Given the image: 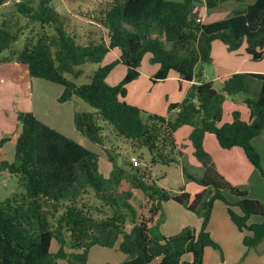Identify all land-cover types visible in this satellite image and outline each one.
Masks as SVG:
<instances>
[{
	"label": "trees",
	"instance_id": "16d2710c",
	"mask_svg": "<svg viewBox=\"0 0 264 264\" xmlns=\"http://www.w3.org/2000/svg\"><path fill=\"white\" fill-rule=\"evenodd\" d=\"M5 1L0 0V5ZM82 1H94L92 9L81 13L104 33L84 42L70 30L69 20L55 8L53 0L14 3L29 24H39L40 31L11 57L26 65L33 78L62 85L60 103L76 97L94 109L77 112L74 125L107 153L113 168L105 178L97 154L33 113L21 112L14 133V160L1 165L18 180L20 190L0 201V264H59L58 259L86 264L92 247L114 248L118 242V252L125 256L121 264H150L156 259H160L159 264H204L206 248L222 253L208 230L216 201L227 207L231 221L244 234V246L258 247L264 241V221L250 223V219H264V203L250 198L247 190L219 173L204 141L207 135H214L224 150L241 148L264 177L261 155L252 144L264 132V74L235 73L224 81L221 91L202 79L203 66L213 61L215 41L222 42L229 52L245 44L253 61L264 59V0L208 24L198 22L199 0ZM227 1L232 0H204V4L213 10ZM17 25L12 19L0 24V55L10 52L19 41L23 30ZM116 49L119 58L102 65ZM147 53L152 63L159 65L151 77L153 83L165 80L171 72L198 82L182 101L169 104V111L178 112L176 118L148 113L125 100L127 87L139 78ZM87 63L99 65L90 83L78 85L66 77H81L79 67ZM118 64L127 72L118 85L112 86L107 78ZM237 95L243 96L250 122L242 121L240 113L234 112L232 122L222 124L226 96ZM105 124L117 137L146 148L152 166L176 164L191 147L203 175L196 177L184 171L202 191L194 196L184 190L174 194L150 181L146 170L132 162L129 168L118 165L106 147ZM185 127H192V131L183 143H177L175 134ZM9 140L3 139L1 144ZM135 190L142 192L143 199L136 197ZM90 192L111 211L110 215L96 216L103 209L84 201ZM212 192L215 195L211 198ZM168 201L198 215L202 219L200 230L186 227L173 236H152L151 225ZM128 222L130 232L125 231ZM54 240L59 247L56 254L51 252Z\"/></svg>",
	"mask_w": 264,
	"mask_h": 264
},
{
	"label": "crops",
	"instance_id": "0c3cea01",
	"mask_svg": "<svg viewBox=\"0 0 264 264\" xmlns=\"http://www.w3.org/2000/svg\"><path fill=\"white\" fill-rule=\"evenodd\" d=\"M237 1L240 3V6H242L238 10H242L246 6L255 3L257 0ZM203 2L202 5L199 6L201 21L205 24L212 23L208 21L209 10ZM14 3L15 2L12 0H6L5 3L0 5V24L3 20L8 19L6 18V11L10 10L12 8V4ZM221 4L215 9H219L218 7H220ZM53 5L64 17L69 20L70 30L79 37L80 42H84L89 38L95 39L94 29L99 31L101 27L94 21L87 19L81 13L92 9L94 7V1L53 0ZM59 8L63 10V13ZM10 12L13 15L15 14L18 16L14 10ZM217 15L219 14H215L214 17H217ZM73 17L81 19L85 22L84 27L90 28L89 31H87L88 34L86 35L85 40H83V37L77 32L74 24L77 20ZM215 43L216 41L213 43L212 53H214L216 48ZM243 47L245 48L243 49ZM225 49L228 59L233 56L247 61L249 59L248 57H250L246 53V45H243L236 52H229L227 47ZM113 51H115L116 55H114V59H118L120 51L117 49ZM245 53L247 56H244ZM108 55L104 59V64L108 63H106ZM150 56H144L145 58L143 59L139 69L140 76L128 85L127 96L125 99L129 104L145 109L148 113L163 114L164 110H166L167 113L169 104L182 101L192 85L198 82L195 80L192 82L186 81L176 72H171L165 80L153 83L151 81V77L158 72L159 65L152 63ZM257 65L258 66L256 67H252L247 63H244L242 67L230 65L227 68H224L226 70H222L225 71V75H223L225 76L223 79V85L224 81L235 73L248 72L264 74V67H260L259 64ZM126 72L127 69L124 65L116 67L108 76L107 82L112 86L117 85L125 77ZM206 82H213L215 87V82L211 79ZM222 88L223 86L221 89L217 90H222ZM141 89L144 90L143 94L139 92ZM63 91L64 87L62 85L54 84L44 79L33 78L30 75L28 67L18 63L13 57L8 55L0 58V180L2 179L3 183H5L4 181H7L6 186H9V179L14 176L10 175L7 170H2L1 165L3 162H12L14 160L16 150V139L14 137V133L17 126V118L21 112L33 113L41 122L74 141H79L82 137H84L74 125L75 114L77 112H81L79 106L82 105V100L74 97L65 103H60L59 98L61 97ZM238 96L241 98L239 101H230L226 103L228 104L227 106L226 104L224 105L222 124L232 122L234 112L240 113L242 121L250 122L249 109L243 101V96ZM234 97L237 98V96ZM234 97H232V99H234ZM177 115V111L168 110V118L173 119L176 118ZM191 131L192 127H190V130L186 134L185 140L188 138ZM214 137L207 135L204 141V146L216 164L219 173L234 186L242 190H247L250 198L264 203V177L259 171L258 174L255 172L257 169L250 164L241 148L224 150L220 147L216 137ZM7 138L10 140L1 144V141ZM252 144L260 153L262 164L264 166V132L255 137L252 140ZM189 149L192 150L191 147ZM158 166L159 164L150 169V181H154L152 177L153 172ZM16 191L18 190H11L5 199L10 197L11 194ZM200 191L202 190H197L195 192L199 193ZM135 195L137 194L135 193ZM139 197L140 199H143V194H140ZM221 203L222 202H216L213 205L208 230L213 239L220 245L222 253L211 247L206 248L204 253V264H264V241L256 248H246L243 244L244 234H242L231 221L227 212V207ZM166 205L169 204L167 203ZM166 205L163 208L164 213L167 212V216L164 221L166 222L165 227L160 231L161 233L159 232L162 236L169 237L179 234L180 231L186 227L194 228L196 231L200 230L202 219L198 215L183 206L179 207L177 205H170L166 208ZM159 219L160 217L157 216L154 224L157 223ZM263 221L264 219L256 216L250 219V223H262ZM154 224L151 225V228ZM118 247L119 242L114 248L99 249L95 248V246L92 247L89 251L86 264H121L125 260V256L118 252ZM58 249L59 247H57V251L55 253L58 252ZM67 252L74 253L73 251L68 250ZM186 260H191V256H186ZM159 262L160 259H156L150 264H159ZM58 263L72 264V262L67 259H58Z\"/></svg>",
	"mask_w": 264,
	"mask_h": 264
},
{
	"label": "rangeland",
	"instance_id": "374dc122",
	"mask_svg": "<svg viewBox=\"0 0 264 264\" xmlns=\"http://www.w3.org/2000/svg\"><path fill=\"white\" fill-rule=\"evenodd\" d=\"M168 1H181V0H168ZM199 1L201 2V3L199 2L200 3L199 6H201L203 0H199ZM240 7H242V6H240V3L237 0L224 2L221 4L220 7H218L219 9L209 10L208 21L209 22H215V21H219L220 19L221 20L225 19L228 16H231L236 11H238V9H240ZM12 10H14L15 13L18 14V16L15 14L13 15L10 12ZM61 11L63 13V10H61ZM213 14L214 15L219 14V15H217V17H214ZM6 18L12 19L14 22H18L17 27H22L23 31H22V34L20 35L19 41H17L16 43L13 44L11 51L10 52L7 51L4 54L0 55V58H2L4 56H8V55L12 56V53L14 51H18V50L23 48V46H24V44L28 38H31V37L35 38L37 33L40 31L39 24H29L28 19H26L23 15H19L14 4H12V8L10 10L6 11ZM73 18L77 20V22L74 23L75 27L77 29V32L79 33L80 36L83 37V40H85L86 35L88 34L87 31H89L90 28L84 27L85 22L82 21L81 19H77L76 17H73ZM49 31L51 34H54L53 30H49ZM94 32H95V34H94L95 38H99L100 36H103V34H104L103 30L101 28L99 31L94 29ZM215 44H216V48H215L214 53H212L213 61L210 64H206L203 66V68L205 70L204 71L205 75L203 76V81H207V80L211 79L212 81L215 82L216 89H221V87L223 86V79L225 78V76H223V75H225V71H222V70H226L224 68H227L230 65H235V66L237 65V66L242 67L244 63H247L249 66H252V67L258 66L257 64H259L260 67L261 66L264 67V60L254 62L253 60H251L250 57H248L249 59L247 61H244L242 59H239V57H233V56H232V58L228 59V57L226 56V53H225L226 47L224 46V44L222 42H219V41H216ZM217 46H219V47H217ZM244 46H245V44H244ZM244 48L245 47H243V49ZM114 55H115V51H111L107 57V60H106V63L108 62L107 64L112 63L115 60H117V58L114 59L115 58ZM146 55L150 56L151 54L147 53ZM244 56H247L246 53ZM102 65H106V64H104V62H103ZM120 66H123V65L118 64L116 67H120ZM98 67H99L98 64L87 63V64H84V65L79 67L82 70L81 77H79L77 79H74L70 75H66V77L69 80L74 81L78 85L87 84V83H90L91 78H92L94 72L96 71V69ZM58 85H60V84H58ZM219 91H221V90H219ZM139 92L143 94L144 90L141 89V90H139ZM230 97L231 96H226L224 105L227 102H230V101L237 102L241 99L238 95H237V98L234 97V99H232V97L231 98ZM81 104L82 105L79 106L81 109L80 110L81 112H92L94 110L90 105H88L84 101H81ZM224 105H223V107H224ZM227 105L228 104H226V106ZM140 109H142V108H140ZM142 110L146 111L145 109H142ZM168 110H167V113H166V110H164L163 114H158V115L168 117L167 116ZM104 126L106 128L104 133L107 136L106 137V147L108 148L110 153L115 158H117L118 165L125 167V168H129V164L131 162V157L136 156V157L141 159V169L146 170V172L148 174H150V169L153 168V166L151 165V162H150L151 156H150L148 150L146 148H142V149L138 148L137 146L133 145L132 142H129L123 138L117 137L109 125L105 124ZM189 130H190V127H187V128H184V129L178 131L175 134L176 142L180 143V144L183 143L185 141L186 134L188 133ZM210 136L214 137L213 135H210ZM76 142L82 143L85 148H87L88 150H90L91 152H93L99 156L100 173L105 178H108L110 173H111L110 171L112 170L113 166H112V163L108 159L107 153L104 150H102L99 145L92 143L86 137H82L79 141H76ZM184 170H187L189 173H191L192 175H194L196 177H201L203 175L202 168L200 167L199 163L197 162V160L192 155V150L189 148L187 150H185L184 157L182 158V160H180V162H178L176 164H170V165L159 164V166L154 170L152 177H153V180L155 182H157V180H158L157 184L160 187L166 189L169 192H172L174 194H180L181 193L180 191L184 190L185 192L189 193L191 196H194L195 194H197V192H195V191L202 190V187L197 182L189 179ZM255 172H257V174H258V170H256ZM11 190H20L18 180L15 177H12L11 179H9V186L8 185L6 186L3 183V180L1 179L0 180V201L4 200L5 197H7V195L10 193ZM135 193L137 194L136 197L138 199H140L139 196H140V194H142V192L139 190H135ZM256 193H257V190H256ZM84 201L89 206H92V207L98 206V207L103 209L102 214L96 213L97 217L103 218V217L110 215V213H111V211L108 208H105L102 205V203L95 198V195L93 192H90V194L85 197ZM216 202H220V201H216ZM167 203L169 205H166ZM221 204H223V203H221ZM165 205H166V208H167V206H170V205L171 206L177 205L179 207L182 206V205L175 203L174 201L165 202L163 204V208L165 207ZM158 216L160 217V219L150 229V233H151V235L162 236L160 234L161 233L160 231L162 229H164V227H165L166 222H164V221H165V218L167 216V212L164 213V211L162 210V213H160ZM131 228H132V225L130 222H128L125 226V231L130 232ZM182 231L183 230H181L180 233ZM57 247H58V243L56 240H54L52 243V254L53 253L56 254L55 252L57 251ZM95 248L102 249L103 247L95 246Z\"/></svg>",
	"mask_w": 264,
	"mask_h": 264
},
{
	"label": "built area",
	"instance_id": "2783aa9c",
	"mask_svg": "<svg viewBox=\"0 0 264 264\" xmlns=\"http://www.w3.org/2000/svg\"><path fill=\"white\" fill-rule=\"evenodd\" d=\"M13 2L15 3H19V2H22V0H12ZM201 19H198V22H200ZM131 162L133 163L134 166L136 167H140L141 168V160L140 158L136 157V156H132L131 157ZM7 181H5V185H6Z\"/></svg>",
	"mask_w": 264,
	"mask_h": 264
},
{
	"label": "water",
	"instance_id": "95a60500",
	"mask_svg": "<svg viewBox=\"0 0 264 264\" xmlns=\"http://www.w3.org/2000/svg\"><path fill=\"white\" fill-rule=\"evenodd\" d=\"M7 1H9V0H7ZM255 127H258V126L255 125ZM214 195H215V192H212V193L210 194V197L212 198V197H214Z\"/></svg>",
	"mask_w": 264,
	"mask_h": 264
}]
</instances>
